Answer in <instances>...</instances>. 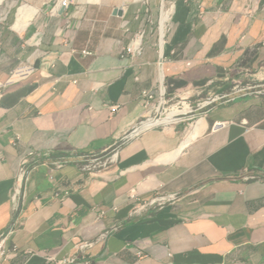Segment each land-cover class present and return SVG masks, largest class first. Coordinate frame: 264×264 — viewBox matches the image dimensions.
I'll return each instance as SVG.
<instances>
[{
  "label": "crops",
  "instance_id": "1",
  "mask_svg": "<svg viewBox=\"0 0 264 264\" xmlns=\"http://www.w3.org/2000/svg\"><path fill=\"white\" fill-rule=\"evenodd\" d=\"M180 1L159 36L149 8L110 1L27 0L28 25L0 22V81L36 67L0 92V236L19 247L0 264H264V0ZM117 145L101 171L78 164Z\"/></svg>",
  "mask_w": 264,
  "mask_h": 264
},
{
  "label": "built area",
  "instance_id": "2",
  "mask_svg": "<svg viewBox=\"0 0 264 264\" xmlns=\"http://www.w3.org/2000/svg\"><path fill=\"white\" fill-rule=\"evenodd\" d=\"M71 4H72V0H58V2L55 3L52 7V13L56 15L59 13L62 6L68 8ZM145 33H146V30L136 34L135 38L133 39V44L127 48L128 53L134 56L137 54H141L143 52V38H144ZM85 54H89V53L85 51ZM35 70H36V67L34 64L30 62H26V63H22L21 65H19L12 74L18 73L19 75H18L17 80H23V79L28 78L30 75H32ZM7 84H0V92L5 86H7ZM152 99H153V95L151 93H149L148 91H145L143 93V104L145 106L150 105ZM189 107L191 106L189 105ZM137 130L138 129H135L134 132ZM19 140H20V135L17 134L16 138L12 141V144L16 146ZM39 155H40L39 153L32 151L23 158L21 162V168H20V174H19L20 183L23 181V179L26 178L30 165L34 161H36L38 157H40ZM118 157H119V145L109 149L108 151H106V153L102 155H92V156L91 155H81L78 157V164L81 166L83 170H87L91 172L101 171L102 169H105L108 166L115 163ZM73 161H75V159H73ZM69 162H72V161L68 157L58 159L53 163L52 168H62ZM253 178L255 177L254 176L247 177V179H253ZM165 200H166L165 197H159V196L154 197L153 199L140 204L139 206L140 208H138V210L147 209L153 204L162 205L163 201ZM7 239H8V235L0 236V260L7 259L10 255H12L13 253H17L19 250L18 246H14L12 248L8 247ZM95 245H96V242H91V241H82L78 243L75 246V253L71 255L70 257H68L67 260L65 259L63 262L66 261L67 263H75L77 262L79 258H82V259L86 258L89 251L92 248H94ZM137 254L139 256H142L141 252H138Z\"/></svg>",
  "mask_w": 264,
  "mask_h": 264
},
{
  "label": "rangeland",
  "instance_id": "3",
  "mask_svg": "<svg viewBox=\"0 0 264 264\" xmlns=\"http://www.w3.org/2000/svg\"><path fill=\"white\" fill-rule=\"evenodd\" d=\"M72 1H74L75 3L74 5H87L92 3H100L103 1H107V2L110 1L115 4L124 3L132 7L149 8L154 22L153 23L154 35L157 36H159V26L161 31V19L163 16V9L165 8L166 11H171V20L169 21L172 22L176 13L178 12L179 4L181 2L180 0H101L98 2L93 0H72ZM22 7L30 8L33 6L29 5L27 0H0V22L5 23L6 26H11L14 20L16 19L17 14H18L17 21H19L20 20L19 10ZM160 112H161L160 116L165 117L164 116L165 111L162 109ZM187 122H192V121L188 120L186 121V124Z\"/></svg>",
  "mask_w": 264,
  "mask_h": 264
},
{
  "label": "bare ground",
  "instance_id": "4",
  "mask_svg": "<svg viewBox=\"0 0 264 264\" xmlns=\"http://www.w3.org/2000/svg\"><path fill=\"white\" fill-rule=\"evenodd\" d=\"M93 1H101V0H93ZM36 13H38V8L36 7H30V8H20L19 10V16H20V20L17 21L15 23L16 27H23L28 25V23L33 19V17L36 15ZM171 17V11H166L165 8L163 9V24H166L168 20H170ZM18 73H14L12 74L9 79H7L6 81H0V84H7L9 82L15 81L18 79ZM188 109H191L189 106H185V108H179V107H173V108H169L166 109L165 111V117H162L158 120H156L154 123H160V122H169L172 120L173 116L176 115L177 113H181L183 111H187ZM149 124H151V122H148Z\"/></svg>",
  "mask_w": 264,
  "mask_h": 264
},
{
  "label": "water",
  "instance_id": "5",
  "mask_svg": "<svg viewBox=\"0 0 264 264\" xmlns=\"http://www.w3.org/2000/svg\"><path fill=\"white\" fill-rule=\"evenodd\" d=\"M64 11H65V8L63 7V8H61L60 13L63 14ZM114 13L118 14V15H123L124 14L123 9L119 8V7L115 9ZM220 126H221V124L217 125L216 128H219Z\"/></svg>",
  "mask_w": 264,
  "mask_h": 264
}]
</instances>
